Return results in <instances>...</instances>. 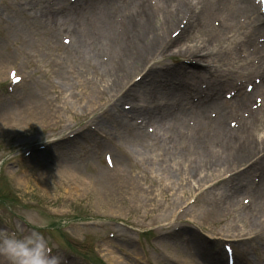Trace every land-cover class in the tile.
<instances>
[{
	"label": "rangeland",
	"instance_id": "374dc122",
	"mask_svg": "<svg viewBox=\"0 0 264 264\" xmlns=\"http://www.w3.org/2000/svg\"><path fill=\"white\" fill-rule=\"evenodd\" d=\"M71 1L0 0V111L6 108L13 112L3 121L0 119V228L27 234L36 224L44 222L46 226L38 230L55 246L54 251L62 257V264H92L93 258L101 256L110 264H118L123 258H127L129 264H182L181 257L188 252L193 258L198 251L197 246L200 247L191 240L188 231H192L196 238L205 235H240L232 245L237 249L241 263L264 264V229L254 227L243 208L251 206L253 196H264L260 188V184L264 186V172L257 168L250 170L249 166L246 168L247 164L226 171L203 170L205 181L215 176V180H218L205 184L203 188L201 183L191 181H197V178H191L183 190L168 184L167 189H163L164 197L159 190L155 192V205L162 202L163 209H155L146 215L142 206L132 205L129 186L120 183L123 176L126 178L129 174L142 172L140 152L129 147L130 144L123 137L108 139L106 136L102 140L106 126L96 139L70 140L77 131L95 132L89 127L91 116H85V112L80 109L84 103L81 97L85 95L81 92L80 79L68 72L71 78L65 79L68 83H63L59 89V68L67 65L69 70L75 67L73 63L78 59L60 64L63 61L61 49L54 45L50 33L54 32L61 46L66 47L71 43V35L63 27L72 19ZM149 2L152 5L155 0ZM180 21L185 22V17H179L170 24L168 32H175ZM218 21L215 15H205V18L197 21L196 26L191 27L193 34L184 40L204 35L207 26L218 27ZM62 36L70 39L68 44ZM232 46L240 57L230 54L223 60L235 62L234 65H228L229 71L234 70L231 73V83L234 84L237 77L244 78L243 73L237 72L240 69L238 64L243 63V67L247 65L251 77L242 82L241 89L244 91L245 84L252 83L259 73L243 57L242 50L236 48L235 43ZM167 51L162 52V57L170 74L175 76L176 63L166 57ZM159 52L153 50L148 53V60L152 62L146 63V66L152 67ZM165 67L160 66V69ZM9 68L16 69L22 76L19 85L8 81L6 73ZM143 69L139 66L129 74L124 87L135 86L132 84L133 78L137 77L136 73H143ZM24 84L33 85L34 89L43 86L51 102L50 110L43 116L32 113V110H21L23 97L27 95V92H21ZM140 88L149 92L152 98H156L153 90L164 96L158 91L161 84L144 81L140 83ZM231 88L230 85L223 87V99H229L227 92ZM263 93L264 87L256 91L251 99L261 97L264 104ZM108 100H111L110 96ZM164 102L165 99L159 97L154 99L153 105ZM120 107L124 108L125 115L131 113L129 100H122ZM244 112L241 113L246 116ZM207 113L212 119L215 118L211 108ZM171 114L166 112L164 116ZM235 119L232 115L227 116L224 123L236 127L238 121ZM140 120L135 119L138 122ZM186 121L188 124L193 123L191 118ZM95 127L99 130L100 126L97 124ZM143 129L159 137L155 124L145 122ZM251 137L255 140L257 137L264 139L261 116L256 129L251 131ZM104 142L109 146L105 147ZM219 144L218 141L215 147H219ZM242 147L232 145L234 152L231 155L234 157L237 149L242 150ZM255 151L249 158L257 156L264 161V143ZM104 154H109L112 164L116 162L115 155L122 156L120 159L124 167H108ZM196 158H200L199 153ZM100 168L116 175L117 184L108 189L100 187L95 181ZM153 168L154 172L159 171L155 164ZM145 175L146 183L139 180L142 185L155 187L154 181L158 180L153 178L157 174L150 170ZM175 175H180L179 170ZM175 200L178 203L174 205ZM259 218L261 220L264 215L261 214ZM210 246L220 251L221 241ZM196 257L201 259L197 252ZM0 264H8L2 255Z\"/></svg>",
	"mask_w": 264,
	"mask_h": 264
},
{
	"label": "bare ground",
	"instance_id": "6f19581e",
	"mask_svg": "<svg viewBox=\"0 0 264 264\" xmlns=\"http://www.w3.org/2000/svg\"><path fill=\"white\" fill-rule=\"evenodd\" d=\"M147 3L148 0H75L69 3L72 20H68L63 26L71 34V44L67 47L60 46L53 33H50V38H53L54 45L61 49L63 61L60 64L78 59L73 63L75 67L69 70L67 65L59 68V89L63 83H68L65 79H70V75L74 74L76 79H80L83 90L81 92L85 94L81 97L84 103L80 109L85 112V116H91V124H98L102 129L106 126L108 139L114 136L123 137L130 144L129 147L137 153L140 152L142 172L129 174L126 178L123 176L120 183L129 186L132 205L142 206L145 214L149 215L155 209L164 207L162 202L155 205L157 190L164 197L163 189H167L168 184L183 190L191 178H197V181H191L201 183L204 187L207 181L203 170L218 172L231 170L233 167H245L247 164L246 168L249 166L250 170L257 168L264 172L261 167H264V162L261 158H249L264 143L261 137H257V140L251 137V131L257 126L253 119L258 113L261 114L262 109L249 110L246 117L241 114L242 108L248 107L252 93L264 86V44H258L255 37L256 34H262L264 37V18L259 16L252 0H156L153 7L144 6ZM117 14L120 15L119 20L116 19ZM210 14L220 17L218 29L209 27L211 30L201 38L195 37L190 42L178 44L189 28L196 26L199 19ZM181 16L186 17L187 21L180 28L178 35L171 37L167 29ZM223 32H228L231 39L223 40ZM236 39L238 44L241 43L240 46L247 48L249 44L253 49L250 52L246 50L243 56H246L248 61L251 57L257 62L254 65L259 69L261 81L254 86L252 92L239 90L238 94L225 100L219 97V92L222 86L231 83L228 65L232 64L221 67L219 62L230 54L240 57L239 52L232 46ZM172 44H176L175 49L171 48ZM158 47L161 51L168 50V56L187 59L179 64L178 70L184 72V77L189 75L194 80L187 83L183 78H175L178 75L159 76V66L164 65V59L161 57L153 61L151 68L146 66L148 53L159 51ZM215 62V68L212 69ZM243 65L240 64L239 71L249 74L250 71H246ZM139 66L143 67L144 71L139 79L133 80L132 84L135 86L124 87L127 83L126 77ZM68 72L70 75H67ZM165 72L167 74V71ZM220 74L223 75V81L219 79ZM162 78L172 90L171 103L167 106L170 111L157 110L153 114L149 103L154 100L149 93H144L140 83L153 79L159 81ZM201 82L205 83V88L199 89L197 84L200 86ZM123 87L124 91L121 90ZM198 91L202 96L196 102L191 101V95ZM21 92H27L23 97L22 111L32 110V113L43 116L50 110L51 102L44 93L43 86L34 89L33 85L24 84ZM109 96L111 100H108ZM122 99L134 101L129 115H125V110L120 107ZM187 101L191 102L192 106H188L185 103ZM208 107L217 112L215 118L208 116ZM166 112L172 114L164 116ZM12 113L9 109H2L1 121ZM227 115H233L237 119L236 127L225 125L224 118ZM135 116L141 118L140 124L133 120ZM187 118L193 119V123L188 124ZM143 121L155 124L159 137L156 138L144 130ZM76 138L96 139L98 134L93 131L80 132L70 140ZM102 140H105V137ZM218 141L219 147H215ZM103 145L109 146L105 142ZM232 145L243 146L242 150L237 149L234 157L231 155L234 152ZM197 153L200 158H196ZM114 158L116 162L112 167L123 166L120 159L122 156L115 155ZM154 164L159 169L158 172H154ZM150 170L157 174L156 178H153L158 180L154 181L155 187L148 184L143 186L139 181L142 179L145 182V173ZM177 170L180 173L178 177L175 175ZM117 180L116 175L100 168L95 181L100 187L108 189L117 184ZM260 188L261 195H264L262 184ZM177 203V200L173 202L174 205ZM243 208L251 219V224L264 229V218H259L261 214L264 215V196H253L251 206ZM187 234L189 237L194 235L192 231ZM205 242L210 241L205 239ZM203 243L204 239L201 238L198 244ZM185 257H190V254L187 252ZM201 260L207 261L206 264L223 263L220 252L212 250L205 252L200 260L181 259L180 263L186 264L184 262L187 261L189 264H200ZM118 264H129V260L123 258Z\"/></svg>",
	"mask_w": 264,
	"mask_h": 264
},
{
	"label": "clouds",
	"instance_id": "9594fccd",
	"mask_svg": "<svg viewBox=\"0 0 264 264\" xmlns=\"http://www.w3.org/2000/svg\"><path fill=\"white\" fill-rule=\"evenodd\" d=\"M45 226L40 222L27 234L0 228V255L8 264H62V257L54 251L55 246L38 230Z\"/></svg>",
	"mask_w": 264,
	"mask_h": 264
}]
</instances>
